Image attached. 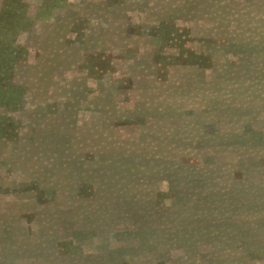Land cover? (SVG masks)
I'll return each mask as SVG.
<instances>
[{
	"label": "rangeland",
	"instance_id": "rangeland-1",
	"mask_svg": "<svg viewBox=\"0 0 264 264\" xmlns=\"http://www.w3.org/2000/svg\"><path fill=\"white\" fill-rule=\"evenodd\" d=\"M21 2L0 264H264V0Z\"/></svg>",
	"mask_w": 264,
	"mask_h": 264
},
{
	"label": "trees",
	"instance_id": "trees-1",
	"mask_svg": "<svg viewBox=\"0 0 264 264\" xmlns=\"http://www.w3.org/2000/svg\"><path fill=\"white\" fill-rule=\"evenodd\" d=\"M4 1V8H6V11L0 14V24H4L5 27L11 31V33L17 32L20 29L22 30L24 29V27H31V23L33 22V20L27 15V6L23 4L21 0ZM167 25L168 24H162L161 29L165 28ZM58 176L61 179L66 178V176L62 174ZM105 204L107 206H111V202H109L108 200L105 202Z\"/></svg>",
	"mask_w": 264,
	"mask_h": 264
},
{
	"label": "bare ground",
	"instance_id": "bare-ground-1",
	"mask_svg": "<svg viewBox=\"0 0 264 264\" xmlns=\"http://www.w3.org/2000/svg\"><path fill=\"white\" fill-rule=\"evenodd\" d=\"M198 1V0H197ZM206 0H204V2H205ZM212 4V3H211ZM191 8V7H190ZM188 10V9H187ZM195 14V13H194ZM86 137V136H85ZM92 137V136H91ZM153 139V138H152ZM82 141V140H81ZM96 141V140H95ZM106 158V157H105ZM104 167V166H103ZM93 174V173H92ZM110 174V173H109ZM101 175V174H100ZM100 179H101V176H100ZM133 186V185H132ZM125 192V191H124ZM123 192V193H124ZM207 192H209L210 193V191H207ZM126 194V193H125ZM208 194V193H207ZM212 194H213V192L211 191V193L209 194V196H208V200H211V196H212ZM124 197H125V195H124ZM210 198V199H209ZM232 198V197H231ZM240 199V198H239ZM250 200V199H249ZM256 200H258L257 198H256ZM235 201V200H234ZM240 201V200H239ZM248 201V200H247ZM254 201H255V199H254ZM117 202V201H116ZM119 202H121L120 200H119ZM250 202H252L251 200H250ZM123 203H124V201H123ZM123 203H120L121 205L123 204ZM233 203H235V202H233ZM258 203V202H257ZM241 204V203H240ZM255 204H256V202H255ZM260 205H261V203H260ZM246 206V205H245ZM189 214V213H188ZM176 215V214H175ZM190 215V214H189ZM186 216H188L187 214H186ZM178 219V218H177ZM179 222V221H178ZM184 222V221H183ZM187 222V221H186ZM181 223V222H180ZM194 223V222H193ZM197 223V222H196ZM182 224V223H181ZM199 224V223H198ZM205 225V224H204ZM216 226V225H215ZM208 227V226H207ZM214 227V226H213ZM200 228V227H199ZM211 228V227H210ZM215 228V227H214ZM218 228V227H217ZM212 230H213V228H212ZM216 230V229H215ZM201 231V230H200ZM206 231H208V228L206 229ZM217 231V230H216ZM210 232V231H209ZM187 233V232H186ZM196 233V232H195ZM201 235H202V233H200ZM205 234V233H204ZM221 233H219L218 234V236L220 235ZM192 235V234H191ZM194 235V234H193ZM152 236V235H151ZM188 236V235H187ZM189 236H190V234H189ZM185 237V236H184ZM183 237V238H184ZM194 237V236H193ZM223 237V236H222ZM182 238V237H181ZM195 238V237H194ZM227 238V237H226ZM185 239V238H184ZM228 239V238H227ZM186 243V242H185ZM176 244H178V243H176ZM183 244V243H182ZM192 247V246H191Z\"/></svg>",
	"mask_w": 264,
	"mask_h": 264
}]
</instances>
